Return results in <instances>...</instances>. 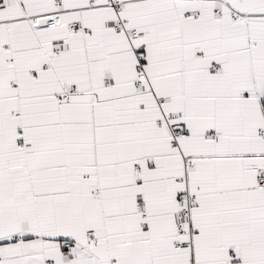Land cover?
I'll return each instance as SVG.
<instances>
[{
	"label": "snow or ice",
	"instance_id": "1",
	"mask_svg": "<svg viewBox=\"0 0 264 264\" xmlns=\"http://www.w3.org/2000/svg\"><path fill=\"white\" fill-rule=\"evenodd\" d=\"M0 264H264V0H0Z\"/></svg>",
	"mask_w": 264,
	"mask_h": 264
}]
</instances>
